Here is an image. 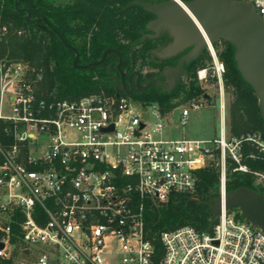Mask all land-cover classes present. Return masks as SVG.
Here are the masks:
<instances>
[{
  "label": "built area",
  "instance_id": "2783aa9c",
  "mask_svg": "<svg viewBox=\"0 0 264 264\" xmlns=\"http://www.w3.org/2000/svg\"><path fill=\"white\" fill-rule=\"evenodd\" d=\"M247 1L264 20V0ZM208 51L198 80L222 91L225 64ZM36 72L0 59V264H264V232L229 209L212 232L160 231L157 257L145 220L151 204L194 193L202 168L220 171L223 195L227 159L264 188V173L242 161L244 142L264 154L260 133L228 135L221 105L218 135L165 138L163 118L185 124L207 96L169 110L121 92L49 100Z\"/></svg>",
  "mask_w": 264,
  "mask_h": 264
},
{
  "label": "trees",
  "instance_id": "16d2710c",
  "mask_svg": "<svg viewBox=\"0 0 264 264\" xmlns=\"http://www.w3.org/2000/svg\"><path fill=\"white\" fill-rule=\"evenodd\" d=\"M131 1L17 0L16 6V0H0V59L21 60L36 69L34 78L40 98L75 99L90 93L114 94L117 92L114 82L106 78L119 75L117 70L107 71L110 63L118 62L117 53L122 58L121 67L126 75L136 69L160 65L151 53L157 40L141 39L146 31V23L153 14L139 4L125 8ZM17 8H26L33 19L41 17L46 22H27L25 12ZM219 44L221 50H217ZM213 46L225 64L224 86L233 94L229 111L232 135L257 132L264 138V118L258 98L237 68L235 47L223 39L215 41ZM108 48L117 53L109 52L102 63L87 68L73 66L75 50L79 53L78 63L84 65L98 61ZM210 59L207 50L205 55L187 63L186 68L190 72L188 81L171 92L163 94L150 88L132 95L144 103H158L165 110L204 96L203 86L196 74L198 69L207 67ZM252 153L255 157L250 156ZM242 161L251 170L264 173V154L259 153L249 142L243 143ZM235 166V163L227 159L226 191L245 186L264 194V188L255 183L252 173L234 170ZM219 194L220 171L215 167H206L197 171L194 193H177L166 202L151 204L146 210V237L154 246L155 257L162 252L158 240L162 230L188 224L200 231L212 232L216 220L212 221L209 207L194 199L206 202ZM235 209L236 216L243 218L239 209Z\"/></svg>",
  "mask_w": 264,
  "mask_h": 264
},
{
  "label": "water",
  "instance_id": "95a60500",
  "mask_svg": "<svg viewBox=\"0 0 264 264\" xmlns=\"http://www.w3.org/2000/svg\"><path fill=\"white\" fill-rule=\"evenodd\" d=\"M185 6L176 0H163L160 2H144L133 0L125 8L132 5H141L146 11L153 13L156 18L149 21L147 27L154 34L145 36H157L162 30H170L173 38L162 47L154 51L161 57L170 56L185 48L191 49L180 56L175 67H167L164 70L166 81L153 79L146 85L140 83V72H131L126 77V71L122 69V58L114 49L108 48L103 51L98 61L84 65L78 63L79 53L73 60L75 68H87L102 63L109 52H116L117 63L107 66L108 72L117 70L119 75H112L106 79L114 82L116 95L123 92L127 95L144 90L151 83H156L162 89L171 90L181 79L184 71V63H188L199 57L209 44L223 39L235 47L234 59L243 79L249 83L257 98L261 115L264 118V20L247 0H188L183 2ZM17 6V0L15 2ZM25 12L27 22L44 21L39 17L33 19L26 8H17ZM63 41V37L56 31ZM204 31V34L203 32ZM162 53V54H160ZM134 74L137 76L133 80ZM176 114V112H175ZM197 203L206 204L212 214V221L221 214L223 208H238L242 217L252 225L264 232V194L240 186L234 190L226 191L215 196L212 200L202 202L194 199ZM0 246L2 244L0 243Z\"/></svg>",
  "mask_w": 264,
  "mask_h": 264
},
{
  "label": "rangeland",
  "instance_id": "374dc122",
  "mask_svg": "<svg viewBox=\"0 0 264 264\" xmlns=\"http://www.w3.org/2000/svg\"><path fill=\"white\" fill-rule=\"evenodd\" d=\"M221 48L222 46L221 44H219L217 50H221ZM210 64L211 59L208 60L207 66H209ZM208 74H210V70H208ZM201 84L203 86L204 93L207 94V99H204L203 107L201 109L192 110L185 124L172 121L168 117L163 118L165 124L163 129V136L165 138H178L182 136L190 138H209L218 135L220 118L222 115L221 105H223L224 122L228 131V135H232L230 131L229 111L230 104L233 99V94L231 93V91L225 88L224 82H222L223 88L222 91H220L218 80L216 78L209 77L207 82H201ZM129 96L135 99L132 94H130ZM202 97L203 96L197 99H202ZM2 111L4 113L9 112V106L6 102H4ZM230 211L235 212L236 209L231 208Z\"/></svg>",
  "mask_w": 264,
  "mask_h": 264
},
{
  "label": "flooded vegetation",
  "instance_id": "af4514ba",
  "mask_svg": "<svg viewBox=\"0 0 264 264\" xmlns=\"http://www.w3.org/2000/svg\"><path fill=\"white\" fill-rule=\"evenodd\" d=\"M155 1H153V2H155ZM156 2H158V1H156ZM155 18H156V16L153 14V16L147 21V23H146V31L142 34L141 39L151 38V39L157 40L158 43H157V45L154 48L151 49V53H152L153 56H155L157 58L158 62H160V65L146 67L143 70H137L136 69V70L131 71V72H134V71L140 72V83L143 86L146 85L147 82H150L153 79H160V80L166 81L167 80L166 74H164L165 68H167V67H175L177 65V62H178V59L180 58V56L183 55L184 53L188 52L191 49V47H188V48H185V49H183L181 51H178V52L174 53L173 55L165 56V57H161V56H159V54H156L155 55L154 54V51L156 49H158L159 47H162L167 42L171 41L172 38H173L170 30H168V29L162 30L159 33V35L154 36V37H152V36H145L147 34H154V31L151 30L150 28H148L147 27V24H148L149 21H151V20H153ZM207 50H208V48H205L203 50V53L201 55H203V54L205 55ZM160 54H162V53H160ZM186 64L187 63H184V71H185V73L184 72L182 73L181 79L179 80V82L171 90L166 91V90L162 89L160 86H157L156 83H151L150 85H148L142 91L148 90L150 88H155L157 91L162 92L163 94H165L167 92L173 91L178 86L184 85L188 81L189 75H190L189 70L186 68ZM131 72L127 73L126 77ZM136 77L137 76L134 74L133 80H135ZM204 96H207V94L204 93ZM176 100L177 99H175L174 101H176Z\"/></svg>",
  "mask_w": 264,
  "mask_h": 264
},
{
  "label": "bare ground",
  "instance_id": "6f19581e",
  "mask_svg": "<svg viewBox=\"0 0 264 264\" xmlns=\"http://www.w3.org/2000/svg\"><path fill=\"white\" fill-rule=\"evenodd\" d=\"M179 4H181V5H183V6H185V4L183 3V2H180L179 0H176ZM203 32V34H204V31H202Z\"/></svg>",
  "mask_w": 264,
  "mask_h": 264
}]
</instances>
